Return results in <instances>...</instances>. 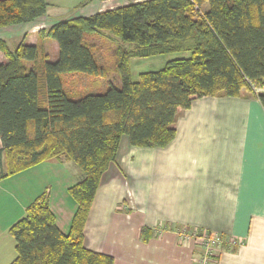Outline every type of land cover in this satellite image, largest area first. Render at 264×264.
Listing matches in <instances>:
<instances>
[{
    "label": "trees",
    "instance_id": "16d2710c",
    "mask_svg": "<svg viewBox=\"0 0 264 264\" xmlns=\"http://www.w3.org/2000/svg\"><path fill=\"white\" fill-rule=\"evenodd\" d=\"M47 6L0 0V28L30 23ZM45 38L57 44L55 60ZM93 38L109 43L108 67L98 62ZM0 51V178L52 158L70 160L82 173L67 188L76 203L68 231L59 230L42 192L8 229L15 242L9 264H113L111 255L84 246V226L121 137L133 146L167 145L178 113L202 96L246 94L264 109V92L256 91L264 88V0H139L61 19L38 30L35 44L22 39L11 50L0 39ZM168 53L189 55L131 79L132 58ZM76 73H113L119 83L74 95L62 74ZM140 235L146 241L151 232Z\"/></svg>",
    "mask_w": 264,
    "mask_h": 264
},
{
    "label": "crops",
    "instance_id": "0c3cea01",
    "mask_svg": "<svg viewBox=\"0 0 264 264\" xmlns=\"http://www.w3.org/2000/svg\"><path fill=\"white\" fill-rule=\"evenodd\" d=\"M45 1V15L19 25L28 44L64 15L45 17L57 5ZM112 1L100 0L99 7ZM12 27L0 28V39L1 31ZM44 41L55 59L56 42ZM175 131L163 147L133 146L121 137L92 201L84 246L111 255L113 264H197L200 246L183 241L180 231L207 230L244 240L242 246L224 244L210 264H264V109L259 100L246 94L195 98L178 113ZM3 167L0 155V175ZM81 178L78 166L64 158L0 178V264L15 257L9 227L44 191L57 227L68 231L76 203L67 188ZM143 228L151 232L146 241Z\"/></svg>",
    "mask_w": 264,
    "mask_h": 264
},
{
    "label": "rangeland",
    "instance_id": "374dc122",
    "mask_svg": "<svg viewBox=\"0 0 264 264\" xmlns=\"http://www.w3.org/2000/svg\"><path fill=\"white\" fill-rule=\"evenodd\" d=\"M134 1L137 0H114L110 3L108 2L102 5L103 7H99L101 6L100 0H52L51 2L56 3L57 5L51 7L48 12V16L45 17L49 19L59 14H64L62 17H60V19H64L73 13H75L77 16H79L78 14L87 15L92 12H96L100 8L105 10ZM97 3H99L98 7H96ZM22 27L23 26L18 25L13 26L10 30L1 31V37L4 39L9 49L13 50L22 40ZM91 41L95 44L93 51L98 62L101 65L108 67L109 62H111L109 43L105 39L98 38H93ZM25 42L27 43V41ZM45 51L49 56L52 55V48L48 44H45ZM188 55L189 53H168L150 57H138L136 60H132L130 63V77L132 80H137L138 74L141 72L158 70L167 60ZM1 57H3V55L0 51V58ZM50 60L55 59L51 58ZM109 81L114 84L119 83V79L117 78L116 74L113 73L108 74L106 78L102 76L82 75L81 73L62 74L63 87L66 90L73 91L72 93L74 95L103 92ZM256 90H258V87Z\"/></svg>",
    "mask_w": 264,
    "mask_h": 264
},
{
    "label": "built area",
    "instance_id": "2783aa9c",
    "mask_svg": "<svg viewBox=\"0 0 264 264\" xmlns=\"http://www.w3.org/2000/svg\"><path fill=\"white\" fill-rule=\"evenodd\" d=\"M180 236L183 241L196 242L201 247V252L197 256V264H210L213 261V257L218 249L224 244L228 246H242L244 240L236 237H225L221 233L213 231H186L182 229Z\"/></svg>",
    "mask_w": 264,
    "mask_h": 264
}]
</instances>
